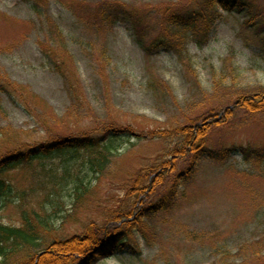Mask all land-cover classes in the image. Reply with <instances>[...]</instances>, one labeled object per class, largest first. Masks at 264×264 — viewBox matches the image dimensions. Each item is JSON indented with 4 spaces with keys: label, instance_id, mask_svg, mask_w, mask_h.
Instances as JSON below:
<instances>
[{
    "label": "rangeland",
    "instance_id": "374dc122",
    "mask_svg": "<svg viewBox=\"0 0 264 264\" xmlns=\"http://www.w3.org/2000/svg\"><path fill=\"white\" fill-rule=\"evenodd\" d=\"M198 1L205 2L47 0V11L46 6L42 11L63 30L69 54L66 65H61L70 68L76 80L78 102L42 50L45 46L61 50L57 39L46 37L51 24L30 3L0 0V76L12 82V92L17 86L26 89L17 91L23 106L0 95V126L8 137L0 142V155L51 137L95 133L111 126L157 137L125 140L115 170L97 187L96 200L80 207L78 219L64 223V229L81 234V225L92 219L106 223L110 209L124 204L121 179L131 172L137 174L145 163H157L161 156L171 160L170 154L183 147L181 128L203 122L214 110L233 112L225 122L214 125L205 146L219 150L236 144L264 146V113L235 108L245 89L264 90V54L256 44L248 14L218 7L220 16L203 45L187 37L181 52L147 54L130 23L112 24L98 16L97 10L100 4L111 7L115 3L129 8L149 27L151 42L165 27L163 21L168 23L170 10L179 11L181 6L190 10ZM249 1L264 15V0ZM167 6L171 9L166 11ZM190 161L185 155L179 159L174 176L187 169ZM22 173L10 176L23 181ZM167 184L165 193L173 178ZM177 195L171 212L154 217L158 235L153 245L141 238L142 254L126 252L99 264H264V176L240 153L225 163L202 159L196 176L182 182ZM66 196L71 209L72 195ZM3 216L16 222L14 209H7Z\"/></svg>",
    "mask_w": 264,
    "mask_h": 264
},
{
    "label": "trees",
    "instance_id": "16d2710c",
    "mask_svg": "<svg viewBox=\"0 0 264 264\" xmlns=\"http://www.w3.org/2000/svg\"><path fill=\"white\" fill-rule=\"evenodd\" d=\"M23 1L30 3L32 10L51 24L46 37L57 39L55 43L59 44L61 50L49 46L42 50L77 100L76 80L71 76L70 68L62 67L66 65L69 54L63 30L58 22H52L42 11L44 6L47 11V0ZM198 3H202V6ZM198 3V7L195 4L190 10H182V6L179 11L170 10L168 23L163 21L165 27L161 26L162 30L151 42L148 41L149 27L129 8L115 3L111 7L100 4L97 10L98 16L112 24L123 20L130 23L138 43L147 54L158 50L181 52V45L186 43L187 37L203 45L210 39L213 23L220 16L218 9L236 10L251 17L250 29H254L256 44L264 54V24L260 23L261 20L264 22V15L256 10L257 13L249 0H205ZM169 9L170 6L165 8L166 11ZM189 66V61H186V67ZM4 78L7 77L0 76V95L4 94L23 106L24 102L17 91L25 92L26 89L17 86L14 89L17 91L12 92V82ZM158 83L154 84L153 89ZM250 88L253 89L241 92L235 108L264 113V90L257 92L255 87ZM156 91L163 98L162 91L161 94L159 89ZM1 106L0 101V109ZM232 112L230 108L222 114L214 110L203 122L188 123L182 127L180 134L184 138L180 142L183 147L176 149L179 153H171V160L161 156L157 163H145L137 174L131 172L129 177L122 178L121 185L126 192L125 201L121 202L124 204L109 208L110 215L104 224L94 219L83 223L81 234L64 229V223L76 221L80 207L85 206L88 200L95 199L97 187L116 168V158L121 155L123 142L132 141L133 138L153 140L157 137L148 138L130 127L111 126L95 133L51 137L6 151L0 155V264H68L72 260L75 264H99L107 257L126 252L142 254L139 239L144 238L148 245L156 242L158 228L154 217L174 209L178 186L196 176L204 158L225 163L238 152L264 176L263 145L236 144L220 150L205 146L206 136L214 125L225 122ZM4 131L0 126V142L8 138ZM17 132L15 135H19ZM168 145L167 154L171 150ZM184 155L186 160L191 158L190 164L174 176L177 161L183 159ZM20 171L24 175L23 181L10 176V173ZM171 178L173 184L165 193L163 189ZM66 194L72 195L71 209L67 208ZM9 208L14 209L16 222H8L3 216ZM75 254L78 255L73 258Z\"/></svg>",
    "mask_w": 264,
    "mask_h": 264
}]
</instances>
